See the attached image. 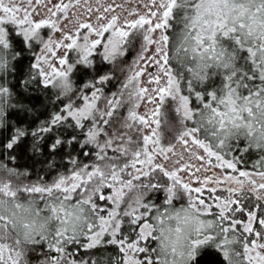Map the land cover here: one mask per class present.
Here are the masks:
<instances>
[{
	"label": "snow or ice",
	"instance_id": "snow-or-ice-1",
	"mask_svg": "<svg viewBox=\"0 0 264 264\" xmlns=\"http://www.w3.org/2000/svg\"><path fill=\"white\" fill-rule=\"evenodd\" d=\"M0 264H264V0H0Z\"/></svg>",
	"mask_w": 264,
	"mask_h": 264
},
{
	"label": "rangeland",
	"instance_id": "rangeland-1",
	"mask_svg": "<svg viewBox=\"0 0 264 264\" xmlns=\"http://www.w3.org/2000/svg\"><path fill=\"white\" fill-rule=\"evenodd\" d=\"M116 2H117V3H120V2H122V0H116ZM133 6H134V4H129L127 7L131 8V7H133Z\"/></svg>",
	"mask_w": 264,
	"mask_h": 264
}]
</instances>
